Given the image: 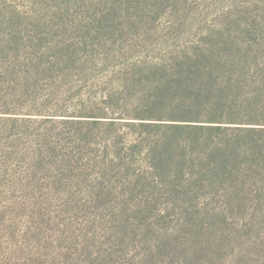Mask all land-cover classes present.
<instances>
[{"label":"trees","instance_id":"16d2710c","mask_svg":"<svg viewBox=\"0 0 264 264\" xmlns=\"http://www.w3.org/2000/svg\"><path fill=\"white\" fill-rule=\"evenodd\" d=\"M24 1L0 0V197L56 234L23 243L1 211L19 259L230 264L235 226L251 234L201 209L264 211V6L157 50L190 0ZM48 240L70 254L36 257Z\"/></svg>","mask_w":264,"mask_h":264},{"label":"rangeland","instance_id":"374dc122","mask_svg":"<svg viewBox=\"0 0 264 264\" xmlns=\"http://www.w3.org/2000/svg\"><path fill=\"white\" fill-rule=\"evenodd\" d=\"M73 1V0H72ZM24 4H28L30 6L31 4L22 0ZM183 3H185V0H182ZM189 2V10L182 12V10H185L181 7L176 11H171L169 13L165 14V11L162 12L161 15V24L162 29L159 32V36L155 37L156 41H159L157 43V47L155 49L157 50H164L166 47L169 46H180L177 43L180 42L181 36L186 38L187 40H190L192 38V35L198 33V31L194 30L191 25H194L196 29L203 28L205 26H211L213 23L211 19L213 18V21H217L219 23L224 22L225 24H228L232 26V28H236V23L238 19H244L240 15V11H250L253 14H256L258 11H260L264 6V0H190L186 1ZM61 5H69V0H37V3L33 6V10H44L47 5H54L59 4ZM228 14L232 15L234 19H229V15H227L225 18L223 17V12L229 11ZM204 17V18H203ZM130 34L134 33V29L131 28L129 30ZM182 34V35H180ZM109 38H112L110 34H108ZM18 201L20 204L23 205H31V200L21 201L16 200L10 196L0 197V212L5 211V218L6 221H14L18 225L22 226V231L18 234V239L23 240V243L25 242V239H30L32 236L33 242H36L37 239L43 240V237L46 236V238L55 235V229L49 227L48 222H45V219L43 221L37 218L35 215H32L31 211L24 214L23 209L17 210L12 205V203ZM59 202H54L52 205V209L59 210ZM183 210L184 208H168L167 213H169L173 220L176 219H182L184 215L186 214ZM204 211H201L203 214H206L209 219L215 218L213 221L220 220L224 216L229 221H232L235 223V225H242V230L245 229V232L248 231L249 234L252 235H260L258 237V241L260 242L259 246H252L249 245L248 242L245 239L244 235L241 236L239 233V229H236V226L234 228V232L231 234V236L234 238V244L230 246L226 251L229 253L230 256V264L237 263V264H255L253 261H249V259L254 255H259L264 260V211H248L246 210H235V211H227V210H208V209H201ZM30 215V216H29ZM64 218V215L62 216ZM187 218L182 219V221H185ZM253 220V221H252ZM36 221L38 222L36 224ZM252 221L251 223H249ZM219 222V221H217ZM65 223L66 222L65 220ZM42 224L43 230L39 231L38 227ZM40 233H43L44 236L39 235ZM245 234V233H244ZM8 232L1 231L0 233V264H24L22 259H19V250L15 246L11 244L12 239L8 238ZM245 235L248 236L246 233ZM260 238V239H259ZM32 240V239H30ZM11 241V242H10ZM28 246V244H27ZM33 246L35 249V255L40 256L39 258L44 257L46 260H50L52 256L59 255L60 260H63V256L70 254V249L61 248L58 244L55 242L48 240V241H41L38 244L33 243ZM252 246V247H251ZM234 250V251H233ZM234 252V253H233ZM56 254V255H55ZM246 256V257H245ZM50 264V263H48ZM68 264H72L69 262Z\"/></svg>","mask_w":264,"mask_h":264}]
</instances>
